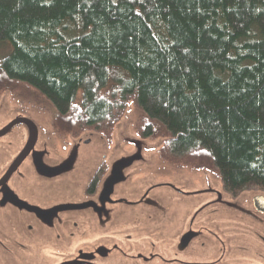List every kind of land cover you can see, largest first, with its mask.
Instances as JSON below:
<instances>
[{
	"label": "trees",
	"instance_id": "obj_1",
	"mask_svg": "<svg viewBox=\"0 0 264 264\" xmlns=\"http://www.w3.org/2000/svg\"><path fill=\"white\" fill-rule=\"evenodd\" d=\"M1 94L61 136L109 139L132 104L164 161L264 194V0H0Z\"/></svg>",
	"mask_w": 264,
	"mask_h": 264
},
{
	"label": "rangeland",
	"instance_id": "obj_2",
	"mask_svg": "<svg viewBox=\"0 0 264 264\" xmlns=\"http://www.w3.org/2000/svg\"><path fill=\"white\" fill-rule=\"evenodd\" d=\"M139 115L141 112L129 104L108 140L94 131H83L76 137L61 136L51 127L52 108L44 99L0 95V130L16 119H25L34 125L37 134L32 154L19 169L20 176L13 181L82 172L90 162L104 161L107 170L101 186L104 199L86 200L84 204L86 210L96 212L92 216L96 236L92 237L91 244L105 264H143V257L157 256L158 251L151 247L157 244L161 247L163 241L168 243L172 236L179 235L187 225L189 215L185 212L199 200L191 195L184 182V177H190L187 171H196L164 161L160 155L163 139L140 138L136 132ZM30 138L31 130L26 125H16L0 136V173L17 160ZM257 196L264 197V194L242 193L236 203L251 205ZM251 213L257 221L264 222V215ZM84 218L88 220L89 216ZM38 244L40 255L36 260L41 264L50 263L46 254L53 253V244ZM61 245L66 247L67 241ZM62 249L65 250L63 246ZM131 256L136 257L134 261ZM60 260L53 258V262Z\"/></svg>",
	"mask_w": 264,
	"mask_h": 264
},
{
	"label": "flooded vegetation",
	"instance_id": "obj_3",
	"mask_svg": "<svg viewBox=\"0 0 264 264\" xmlns=\"http://www.w3.org/2000/svg\"><path fill=\"white\" fill-rule=\"evenodd\" d=\"M16 121L25 119L9 123L0 130V136L16 125H26ZM35 145L36 141L22 157L26 146L17 160L0 173V264H41L36 260L40 255L38 242H51L54 248L50 255L45 253L51 262L43 261V264H105L91 244L92 237L96 236L92 220L96 212L86 210L84 204L86 200L104 199L101 188L107 176L104 161L94 160L82 172L13 181L20 176L19 169ZM187 172L190 177H184V182L191 195L199 199L185 212L189 215L187 225L168 243L163 241L161 247L152 246L158 251L157 256H145L142 263L264 264V222L257 221L251 211L260 215L264 212H258L252 202V206L237 204L238 196L225 193L208 174ZM64 241H67L66 247L61 245ZM54 257L61 260L53 262ZM135 258L130 257L133 261Z\"/></svg>",
	"mask_w": 264,
	"mask_h": 264
},
{
	"label": "water",
	"instance_id": "obj_4",
	"mask_svg": "<svg viewBox=\"0 0 264 264\" xmlns=\"http://www.w3.org/2000/svg\"><path fill=\"white\" fill-rule=\"evenodd\" d=\"M17 123L18 122H21L23 124H26L27 126H29L30 130H31V142L29 143V145L27 146L26 148V152H24L22 154V157L25 156L26 154L29 153V151L33 148L34 144H35V141H36V138H37V134H36V128L34 127V125L29 122V121H16ZM15 122V123H16ZM14 123V124H15ZM12 126V125H11ZM253 204H254V207L256 208V210L258 212H264V197L262 196H257L254 198V201H253Z\"/></svg>",
	"mask_w": 264,
	"mask_h": 264
},
{
	"label": "snow or ice",
	"instance_id": "obj_5",
	"mask_svg": "<svg viewBox=\"0 0 264 264\" xmlns=\"http://www.w3.org/2000/svg\"><path fill=\"white\" fill-rule=\"evenodd\" d=\"M138 15H139V13H138Z\"/></svg>",
	"mask_w": 264,
	"mask_h": 264
},
{
	"label": "bare ground",
	"instance_id": "obj_6",
	"mask_svg": "<svg viewBox=\"0 0 264 264\" xmlns=\"http://www.w3.org/2000/svg\"><path fill=\"white\" fill-rule=\"evenodd\" d=\"M37 147V146H36Z\"/></svg>",
	"mask_w": 264,
	"mask_h": 264
}]
</instances>
